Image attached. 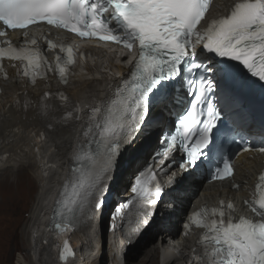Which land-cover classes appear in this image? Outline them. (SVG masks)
I'll use <instances>...</instances> for the list:
<instances>
[{
  "label": "snow or ice",
  "instance_id": "1",
  "mask_svg": "<svg viewBox=\"0 0 264 264\" xmlns=\"http://www.w3.org/2000/svg\"><path fill=\"white\" fill-rule=\"evenodd\" d=\"M208 6V0H0V22L6 29H27L46 21L80 37H99L129 50L138 44L131 71L114 89L110 86L112 98L103 113L99 106L92 108L89 132L93 128L95 132L76 157L77 166L64 187L61 212L68 220L90 219L103 209L106 186L125 155L137 151L141 137L145 142L154 135L162 137L157 162L162 163L170 152L182 151L181 169L187 172L201 167L219 146L214 129L232 119L231 95L254 84L251 78H257L264 89V0H240L229 15L210 23L205 20L206 26L200 29L197 26ZM7 35L0 30V37ZM65 51L67 58L57 57L55 69L67 83L68 65L73 60L72 50ZM4 57L22 63L23 74L33 81L43 70L44 58L27 43L0 47V58ZM238 67L246 69L247 80ZM185 83V94L195 93L189 109L174 123V131L165 132L175 89ZM174 162L168 160L169 165ZM212 171L219 180L234 176L229 159L220 160ZM259 179L264 183V175ZM161 191L154 171L142 172L132 188L135 195L120 205L112 227H116L117 217L125 223L135 218L137 229L147 225ZM253 211L258 212V221L234 219L224 207L194 211L189 225L207 230L198 264H264V193L259 208ZM56 228L63 231L60 223ZM72 255L66 242L61 258Z\"/></svg>",
  "mask_w": 264,
  "mask_h": 264
},
{
  "label": "bare ground",
  "instance_id": "2",
  "mask_svg": "<svg viewBox=\"0 0 264 264\" xmlns=\"http://www.w3.org/2000/svg\"><path fill=\"white\" fill-rule=\"evenodd\" d=\"M100 79H108V74L100 75ZM13 82L18 81L11 79L7 84ZM14 87H8L6 90L8 95L0 97V104L5 112L0 126V185L4 184L6 190L16 191L17 197L24 195L26 181H29L28 188L33 181L38 185L28 222L23 228L24 234L27 235L28 247H25L23 254L17 258L16 264H98L103 259L109 263V258H106L107 252L114 250L111 245L113 243L108 246V223L113 218L107 216L112 212L111 210L105 215L102 214L100 218L95 214L90 219L81 220L78 228L73 231L66 230L60 233L48 227L55 202L60 194L64 195V187L70 181L72 163L81 149H86L95 132L94 128L89 132V127L93 124L92 108L101 107L100 104L105 101L104 96H99L93 82L81 78L75 81L73 86L65 89L64 96L68 99L63 102L58 115L43 122L38 115L36 101L28 108L21 109L17 102L13 103V96L17 92H23L16 91L11 94L10 91ZM44 90L42 85H38L29 90V95H39ZM43 136L46 138L43 139ZM154 139L155 135L145 142L141 137L136 145L137 151L125 155L119 170L114 173L116 175V181L112 184L114 191L118 193L123 191L128 186L126 184L128 178L134 177L139 172L144 161L152 154ZM236 164L237 174L234 183L240 185L238 190L231 189L233 185L231 182L200 184L190 181V175L178 178L176 191L168 193L171 199L167 202V208L171 207V209L159 208L162 216L157 217L153 229L147 227L138 244L141 245L147 239L146 243L149 244L153 237L154 239L158 237V242L146 249V257L140 258L136 264H155L156 255L161 257V261H157L156 264H187L186 260L190 257L194 246L183 248L180 255L175 256V249H169L167 237L180 229L189 208L204 202H212L217 197L221 199L229 197L239 206V197L245 195L246 189L253 184L257 174L264 168V155L240 154ZM24 168H30L31 173L21 171ZM15 174H18L15 178L17 183L6 184L8 178ZM26 174L30 175L29 179ZM26 191L28 193L25 201L29 203L30 191L29 189ZM16 195L12 194L14 201L8 207H14L16 202L21 200ZM117 220L116 218L115 221ZM97 228L101 231L100 238L94 236ZM64 237L70 239L74 253L67 259H62V253L58 251V245ZM193 242L194 239L189 240L190 244ZM145 245L144 243L141 246ZM163 247L165 252L162 253ZM175 248L181 250L177 246ZM131 250L132 248L129 253ZM112 264H117L116 253Z\"/></svg>",
  "mask_w": 264,
  "mask_h": 264
},
{
  "label": "rangeland",
  "instance_id": "3",
  "mask_svg": "<svg viewBox=\"0 0 264 264\" xmlns=\"http://www.w3.org/2000/svg\"><path fill=\"white\" fill-rule=\"evenodd\" d=\"M21 171L29 174L30 168H24ZM28 174H26L27 179L30 178V175ZM17 175L18 174H15L14 176L8 178L6 184H16L17 181L15 178ZM34 183V181L31 182L29 188V181H26L25 184V189H29L30 191L29 203H27L28 201H25L28 193L26 190L23 191L24 195L17 197L16 191L6 190L4 184L0 185V264H16L17 258L23 254L25 247H28L27 235L24 234L23 228L28 222L33 197L38 191V185ZM13 193H15L17 198H21V200L17 201L14 207H8V205L10 206V203L14 201V196H12ZM147 240L141 243V245L145 243V246L138 244L137 247L132 248L130 253L128 252L126 257L127 264H136L140 258L144 259L146 257V249L151 248L154 244H156V242H158V237L155 239L153 237L149 244L146 243ZM157 261H161V257H159V255L155 256V264ZM104 263L108 264V262L106 260L104 261V259L102 261L100 260L98 264Z\"/></svg>",
  "mask_w": 264,
  "mask_h": 264
}]
</instances>
